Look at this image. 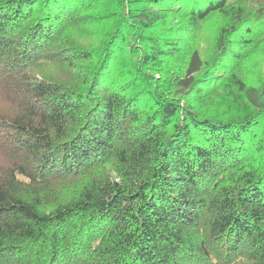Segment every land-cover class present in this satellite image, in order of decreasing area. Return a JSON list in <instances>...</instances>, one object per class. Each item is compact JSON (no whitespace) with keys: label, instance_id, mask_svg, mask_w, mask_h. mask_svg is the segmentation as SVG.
<instances>
[{"label":"trees","instance_id":"1","mask_svg":"<svg viewBox=\"0 0 264 264\" xmlns=\"http://www.w3.org/2000/svg\"><path fill=\"white\" fill-rule=\"evenodd\" d=\"M0 264H264V2L0 0Z\"/></svg>","mask_w":264,"mask_h":264},{"label":"rangeland","instance_id":"2","mask_svg":"<svg viewBox=\"0 0 264 264\" xmlns=\"http://www.w3.org/2000/svg\"><path fill=\"white\" fill-rule=\"evenodd\" d=\"M248 1H250V2H252L254 4H256V5H260V4H262L264 2V0H248Z\"/></svg>","mask_w":264,"mask_h":264}]
</instances>
